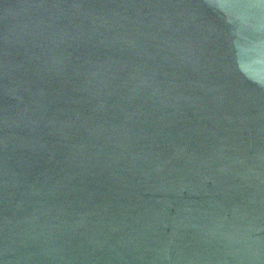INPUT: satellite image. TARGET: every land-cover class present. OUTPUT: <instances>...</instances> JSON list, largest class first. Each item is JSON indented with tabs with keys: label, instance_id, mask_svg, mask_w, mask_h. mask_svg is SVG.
I'll return each instance as SVG.
<instances>
[{
	"label": "water",
	"instance_id": "95a60500",
	"mask_svg": "<svg viewBox=\"0 0 264 264\" xmlns=\"http://www.w3.org/2000/svg\"><path fill=\"white\" fill-rule=\"evenodd\" d=\"M0 264H264V0H0Z\"/></svg>",
	"mask_w": 264,
	"mask_h": 264
}]
</instances>
